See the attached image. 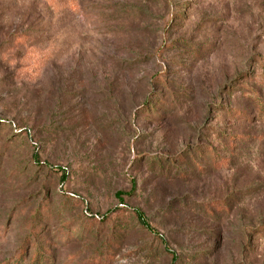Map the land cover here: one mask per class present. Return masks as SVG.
<instances>
[{
  "label": "rangeland",
  "instance_id": "obj_1",
  "mask_svg": "<svg viewBox=\"0 0 264 264\" xmlns=\"http://www.w3.org/2000/svg\"><path fill=\"white\" fill-rule=\"evenodd\" d=\"M0 264H264V0H0Z\"/></svg>",
  "mask_w": 264,
  "mask_h": 264
}]
</instances>
